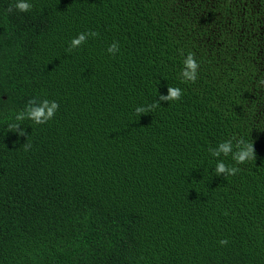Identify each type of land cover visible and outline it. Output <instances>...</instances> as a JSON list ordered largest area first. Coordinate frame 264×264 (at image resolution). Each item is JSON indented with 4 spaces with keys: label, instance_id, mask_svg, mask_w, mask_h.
Here are the masks:
<instances>
[{
    "label": "trees",
    "instance_id": "obj_1",
    "mask_svg": "<svg viewBox=\"0 0 264 264\" xmlns=\"http://www.w3.org/2000/svg\"><path fill=\"white\" fill-rule=\"evenodd\" d=\"M28 2L0 0V264H264V0ZM34 97L55 116L9 131Z\"/></svg>",
    "mask_w": 264,
    "mask_h": 264
},
{
    "label": "clouds",
    "instance_id": "obj_2",
    "mask_svg": "<svg viewBox=\"0 0 264 264\" xmlns=\"http://www.w3.org/2000/svg\"><path fill=\"white\" fill-rule=\"evenodd\" d=\"M32 4L28 2V0H15L13 5H10L7 9L8 12H12L13 9L23 12H29L32 9ZM99 33L95 31H87L78 33L73 39L70 41V45L68 47V52H71L73 49L79 48L82 44L86 43L89 37H97ZM120 50L119 42L113 41L107 48V52L109 54L115 55ZM199 68V63L195 58V54L189 51L186 57L183 60V69L180 72L181 82H192L195 83L197 80V70ZM183 96V90L179 87H167V94L160 95L158 99L153 101L152 104L147 106H137L135 108V113L137 115L145 114L154 110L157 107H160V102L165 101H177L180 100ZM59 109V104L56 101H50L48 99L38 100L37 98H32L27 101L25 109L23 111L18 112L15 115V123L8 124L9 131L16 132L18 136L26 135L23 128H21L20 122L29 119L33 121L37 125L46 124L49 120H51L56 112ZM25 150L31 147L30 144H23ZM233 143L232 139L222 141L218 143L215 148H210L209 151L212 156L219 157L221 154L224 156H228L231 154L232 160L236 165H241L249 160H255V150L253 146V142H245L243 139H239L235 144V151H233ZM241 169L236 166H228L222 160L217 161L215 166V172L217 176L230 175L234 176ZM228 243L227 239H221L219 244L224 246Z\"/></svg>",
    "mask_w": 264,
    "mask_h": 264
}]
</instances>
